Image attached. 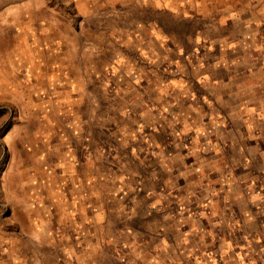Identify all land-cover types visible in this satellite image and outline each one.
Here are the masks:
<instances>
[{"label":"rangeland","instance_id":"obj_1","mask_svg":"<svg viewBox=\"0 0 264 264\" xmlns=\"http://www.w3.org/2000/svg\"><path fill=\"white\" fill-rule=\"evenodd\" d=\"M197 1L0 0V264H162V242L181 244L177 225L264 228L241 218L240 200L211 217L215 198L264 205V0L225 15L218 4L231 0ZM58 57L80 116L101 115L104 143L133 163L121 186L135 217L85 231L74 210L66 235L41 237Z\"/></svg>","mask_w":264,"mask_h":264},{"label":"crops","instance_id":"obj_2","mask_svg":"<svg viewBox=\"0 0 264 264\" xmlns=\"http://www.w3.org/2000/svg\"><path fill=\"white\" fill-rule=\"evenodd\" d=\"M190 1L196 2L197 0ZM197 2L218 4L221 0H198ZM249 2L251 0H231L227 3L228 5L224 3L218 6L224 8V15L228 12L236 14ZM258 2L261 3V0ZM254 3H257V0H254ZM218 10L221 9L214 7V11ZM25 63L23 65L25 68L32 66V60H27ZM64 64L63 59L59 57L54 59V68L50 70V74L46 75L48 83L45 85V90L49 93L50 99L45 107L49 109V119L52 122V131L47 138L50 173L48 188L53 190L54 202L52 204L53 214L38 223L43 227L37 231L41 237L47 236L46 233L54 235L55 232H61V236L66 235L69 226L68 218L72 211L80 215L82 222H80V227L85 231L88 229L87 225L103 226L105 221L114 220L116 216L127 222L134 221L135 217L133 216L135 211H131L133 215H130L129 210L131 204L135 206L134 199L127 198V192L121 186L127 178L126 174L134 170L133 163H131L132 166L127 167V162L122 163L118 158L117 148L111 144L107 147L104 143L107 142V138L99 133L104 129L101 115L98 118L95 115L80 116L79 107L83 101L79 100V95L75 96L76 99L72 96V92L77 94L80 90L77 86L72 89L74 85L69 75L64 72ZM73 109L75 110L72 117ZM122 172H125V175ZM204 189L208 190L207 187ZM229 190H231L230 187ZM226 198H215L216 209L221 204H235L240 200L244 206L241 218L243 217L247 222L249 219L256 221V216H261L264 223V205L261 202L257 201L256 205H249L247 197L241 196L236 202ZM220 209L218 208L216 213L213 211L211 217L224 216L219 212ZM229 215L227 220L231 221L232 218H229ZM211 217H207V221ZM165 219L168 218L165 217ZM196 220L200 221V219ZM198 224L194 222L193 227L189 229L177 225L181 244L178 242V245L174 247L166 243L165 237L170 233L162 227L159 236L165 240L162 242V248L158 247L162 250V261L159 263L176 264L179 260L178 263L181 261V263L184 262L183 264H264V228L261 230L251 228L244 231L239 229L237 233L228 228L223 233V231L214 230L213 226L201 227ZM131 226L128 230L138 235V230L133 225ZM236 237L241 238L235 242L232 238ZM218 242L219 245L216 246ZM172 253L175 255L173 256Z\"/></svg>","mask_w":264,"mask_h":264}]
</instances>
